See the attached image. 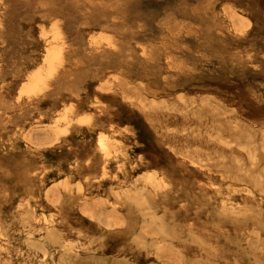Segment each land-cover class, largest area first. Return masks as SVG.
<instances>
[{"label": "rangeland", "instance_id": "obj_1", "mask_svg": "<svg viewBox=\"0 0 264 264\" xmlns=\"http://www.w3.org/2000/svg\"><path fill=\"white\" fill-rule=\"evenodd\" d=\"M0 264H264V0H0Z\"/></svg>", "mask_w": 264, "mask_h": 264}]
</instances>
